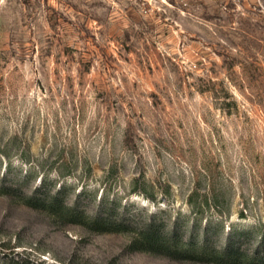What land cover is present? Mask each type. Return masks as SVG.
Returning <instances> with one entry per match:
<instances>
[{
  "label": "rangeland",
  "instance_id": "rangeland-1",
  "mask_svg": "<svg viewBox=\"0 0 264 264\" xmlns=\"http://www.w3.org/2000/svg\"><path fill=\"white\" fill-rule=\"evenodd\" d=\"M235 254L264 256V0H0V264Z\"/></svg>",
  "mask_w": 264,
  "mask_h": 264
},
{
  "label": "trees",
  "instance_id": "trees-1",
  "mask_svg": "<svg viewBox=\"0 0 264 264\" xmlns=\"http://www.w3.org/2000/svg\"><path fill=\"white\" fill-rule=\"evenodd\" d=\"M142 245L148 249L153 251L154 253H163L168 255H173L179 257L181 255L178 250L171 251L169 246L167 245L166 241L161 238L159 233H150L147 234L142 242ZM230 264H264V256L262 258H258L257 260L244 262L239 254H235L230 259Z\"/></svg>",
  "mask_w": 264,
  "mask_h": 264
}]
</instances>
